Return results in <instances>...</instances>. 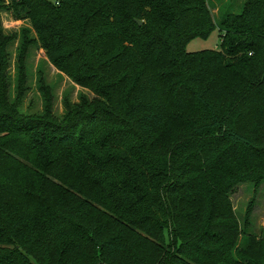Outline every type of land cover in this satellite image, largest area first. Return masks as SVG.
I'll use <instances>...</instances> for the list:
<instances>
[{"label":"trees","instance_id":"obj_1","mask_svg":"<svg viewBox=\"0 0 264 264\" xmlns=\"http://www.w3.org/2000/svg\"><path fill=\"white\" fill-rule=\"evenodd\" d=\"M1 11L35 37L0 24V264H264L231 199L264 182V0L217 23L207 0ZM215 29L218 50L186 51ZM31 46L94 99L57 118L40 78L44 112H23Z\"/></svg>","mask_w":264,"mask_h":264},{"label":"rangeland","instance_id":"obj_2","mask_svg":"<svg viewBox=\"0 0 264 264\" xmlns=\"http://www.w3.org/2000/svg\"><path fill=\"white\" fill-rule=\"evenodd\" d=\"M246 0H207L208 6L215 23H217L225 14L240 13ZM0 24L4 32L8 34H18L21 30H32L31 24L27 21H16L6 11L0 12ZM32 38L35 35L32 33ZM17 39L10 50L12 52L10 76L11 90L10 98L16 95L17 87V48L19 46ZM220 48V37L218 29L213 30L206 38H195L186 45L188 53H200L205 51H215ZM25 70L27 72L26 92L23 97L22 111L25 113L40 115L44 112V95L41 92L40 78L43 80V86L47 88L51 96L53 105V114L61 118L65 114L67 105L80 103L84 98L88 101L94 99V95L86 89L75 84L68 76L57 71L46 53L39 46H31L25 61ZM235 214L241 224L248 220L251 234L258 237L264 235V182L256 187L254 183H244L239 185L231 196ZM249 212V214H248Z\"/></svg>","mask_w":264,"mask_h":264},{"label":"water","instance_id":"obj_3","mask_svg":"<svg viewBox=\"0 0 264 264\" xmlns=\"http://www.w3.org/2000/svg\"><path fill=\"white\" fill-rule=\"evenodd\" d=\"M138 25H141L142 23L141 22H137Z\"/></svg>","mask_w":264,"mask_h":264}]
</instances>
